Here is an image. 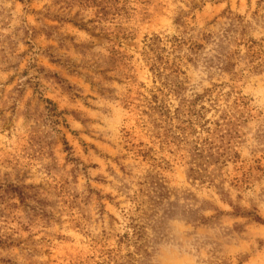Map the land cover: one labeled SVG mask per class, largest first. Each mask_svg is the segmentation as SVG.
Here are the masks:
<instances>
[{"label":"rangeland","instance_id":"rangeland-1","mask_svg":"<svg viewBox=\"0 0 264 264\" xmlns=\"http://www.w3.org/2000/svg\"><path fill=\"white\" fill-rule=\"evenodd\" d=\"M0 264H264V0H0Z\"/></svg>","mask_w":264,"mask_h":264}]
</instances>
